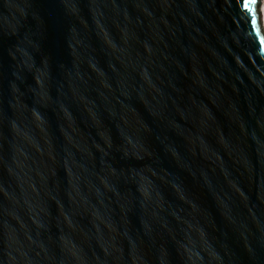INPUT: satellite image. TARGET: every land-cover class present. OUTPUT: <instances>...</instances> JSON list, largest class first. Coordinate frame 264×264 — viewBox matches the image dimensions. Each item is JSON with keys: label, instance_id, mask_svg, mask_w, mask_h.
<instances>
[{"label": "water", "instance_id": "1", "mask_svg": "<svg viewBox=\"0 0 264 264\" xmlns=\"http://www.w3.org/2000/svg\"><path fill=\"white\" fill-rule=\"evenodd\" d=\"M260 0H0V264H264Z\"/></svg>", "mask_w": 264, "mask_h": 264}, {"label": "bare ground", "instance_id": "2", "mask_svg": "<svg viewBox=\"0 0 264 264\" xmlns=\"http://www.w3.org/2000/svg\"><path fill=\"white\" fill-rule=\"evenodd\" d=\"M262 2V6L260 8V23L262 26V30L264 31V0L261 1Z\"/></svg>", "mask_w": 264, "mask_h": 264}, {"label": "rangeland", "instance_id": "3", "mask_svg": "<svg viewBox=\"0 0 264 264\" xmlns=\"http://www.w3.org/2000/svg\"><path fill=\"white\" fill-rule=\"evenodd\" d=\"M260 1H262V0H260ZM261 4H262V2L260 3V8H261V6H262ZM260 8H259V10H260Z\"/></svg>", "mask_w": 264, "mask_h": 264}]
</instances>
